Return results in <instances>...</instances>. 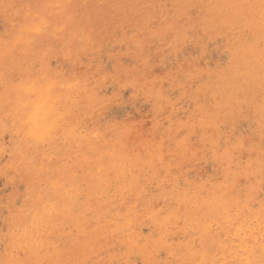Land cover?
<instances>
[{"label":"clouds","instance_id":"9594fccd","mask_svg":"<svg viewBox=\"0 0 264 264\" xmlns=\"http://www.w3.org/2000/svg\"><path fill=\"white\" fill-rule=\"evenodd\" d=\"M0 264H264V0H0Z\"/></svg>","mask_w":264,"mask_h":264}]
</instances>
